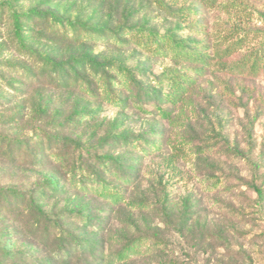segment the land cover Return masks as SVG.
Returning a JSON list of instances; mask_svg holds the SVG:
<instances>
[{
  "label": "rangeland",
  "instance_id": "374dc122",
  "mask_svg": "<svg viewBox=\"0 0 264 264\" xmlns=\"http://www.w3.org/2000/svg\"><path fill=\"white\" fill-rule=\"evenodd\" d=\"M32 10L55 16H26ZM15 12L25 14L22 41ZM236 29L250 35L264 31V0H217L212 8L199 0H0V187L34 196L51 214L83 210L93 225L103 218L107 229L96 235L108 253L142 233L168 245L123 264L165 259L264 264V75H239L214 65L198 76L196 64L175 63L166 49L152 53L131 38L139 30L168 33L201 44L200 49L207 41L213 54L215 41ZM257 47L255 42L224 61L231 64ZM84 56L125 71L108 72L118 96L125 97L121 106L100 91L57 85L61 71L51 62ZM172 69L198 76L177 106L159 102L155 94L157 77ZM131 77L141 86L132 87ZM99 84L105 88V82ZM145 87L151 92L141 100ZM39 137H46L43 148L35 146ZM133 139L140 146L156 141L162 149L147 155L135 144L134 151ZM6 150L27 163L8 160ZM95 155L133 170L126 200L112 212L109 203L71 184L80 164L105 174L107 167L93 161ZM34 157L42 167L32 164ZM3 199L5 211L8 201L18 202L9 193ZM5 211H0V234L9 230ZM67 221L79 225L72 217Z\"/></svg>",
  "mask_w": 264,
  "mask_h": 264
},
{
  "label": "trees",
  "instance_id": "16d2710c",
  "mask_svg": "<svg viewBox=\"0 0 264 264\" xmlns=\"http://www.w3.org/2000/svg\"><path fill=\"white\" fill-rule=\"evenodd\" d=\"M156 1L161 3V0ZM199 1L207 8L214 7L217 2V0ZM24 15L15 12L14 18L16 34L21 41L24 39L21 32ZM29 15L38 17L55 16L50 11L39 10H32L26 13V16ZM138 33H141L142 40L140 41L138 40L140 38ZM131 38L133 40L132 44L138 45L152 53L160 48V50L166 49L165 54L169 55L175 63L191 62L196 64L195 70L199 73L198 76L204 75L214 65H222L239 75L252 77L264 75V31L250 35L236 29L230 35L215 41L213 54L208 52L212 49V46L207 41L202 44L203 49H200L201 44L189 45L187 41H182L168 33H155L153 31L146 33V31L139 30L137 34L132 33ZM116 42L121 45L126 43L122 39H116ZM255 42L258 43L257 49L248 55L231 64L224 61V59L227 60L233 57L242 49L255 44ZM51 64L55 70L61 71L57 76V82L61 84L57 85L65 88L70 87V85L80 86L94 95L98 94L96 93L97 91H100L102 94L109 95L112 102L116 103V105L121 106L123 104L125 97L120 98L118 96L120 94H117L118 90L115 89L117 87V84H115L116 79L115 77L112 79L108 74L110 69L124 71L119 65L99 62L92 56L74 59L69 63L51 62ZM198 76L188 75L177 69L163 72L156 79L159 87V92L155 93L157 100L167 105L177 106L195 86L196 77ZM131 79L132 87L139 85L137 79L134 77H131ZM100 81L105 82L104 89H100ZM150 92L145 87L140 92L141 100H144ZM129 94L131 96L136 95L132 91ZM160 109L165 118L171 117L170 111H166L161 107ZM121 137L127 139L125 136ZM45 138L39 137L35 146L42 148L46 146ZM47 139L48 142H51L54 138L47 137ZM55 141L57 142L56 139ZM22 142L20 140L17 141L18 144H21L20 148L24 146ZM131 142L134 147L135 144L140 146L137 139H133ZM140 148L147 155H153L161 151L162 145L156 141H146ZM133 150L138 151L136 147ZM3 153L12 162L27 163V161L20 159V156L12 153V151L6 150ZM57 157L59 158L58 160H63L59 153H57ZM34 160L32 164L37 167L43 166L40 159L34 157ZM92 160L96 161L100 166L107 167L105 174L96 168L92 170L89 164L86 166L80 164L75 168L76 177H73L71 184L74 187H79V190L96 195L101 200L109 203L108 211L112 212L113 209L125 202L127 187L134 182L133 170L132 168H127L126 164L110 161L108 157L101 155H95ZM48 182L51 188L58 192L56 189L57 184L50 178ZM256 189L261 196L262 191L258 188ZM6 193L18 198V202L7 200L11 207L6 211L0 207V211L3 210L6 213H10L7 217L9 230L0 234V264H123L153 252L165 250L168 246L161 238H151L152 235L149 233H142L136 239L128 240L111 254L110 252L108 253L107 243L105 241L102 242L96 235L98 232L107 229L103 218L93 225L94 223L91 222L88 212L83 210L65 209L61 213L51 214L46 211L45 205L39 199L34 196L28 199L29 194H24L21 190L9 187L5 189L0 187V206H2L3 196ZM24 198L25 200L28 199L27 203L24 202ZM14 206H17V208L15 209ZM68 217L78 220L76 223L79 225L73 224L72 226L70 221H67ZM90 230L91 234L89 233ZM10 238L15 241L7 242ZM152 240L153 243L150 245ZM156 264H184V262L165 259L158 261Z\"/></svg>",
  "mask_w": 264,
  "mask_h": 264
}]
</instances>
